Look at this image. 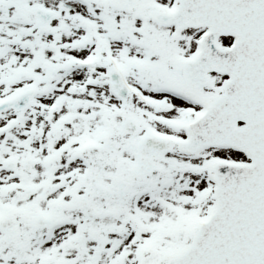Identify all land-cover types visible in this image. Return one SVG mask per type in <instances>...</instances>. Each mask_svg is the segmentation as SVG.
<instances>
[{
    "label": "snow or ice",
    "instance_id": "obj_1",
    "mask_svg": "<svg viewBox=\"0 0 264 264\" xmlns=\"http://www.w3.org/2000/svg\"><path fill=\"white\" fill-rule=\"evenodd\" d=\"M0 264H264V0H0Z\"/></svg>",
    "mask_w": 264,
    "mask_h": 264
}]
</instances>
